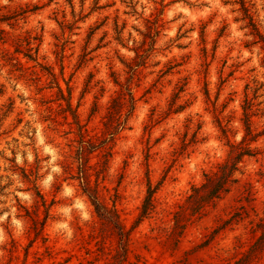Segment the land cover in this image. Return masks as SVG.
Listing matches in <instances>:
<instances>
[{"label": "rangeland", "instance_id": "1", "mask_svg": "<svg viewBox=\"0 0 264 264\" xmlns=\"http://www.w3.org/2000/svg\"><path fill=\"white\" fill-rule=\"evenodd\" d=\"M240 147L252 152L238 181L193 213V187L205 193V173ZM149 183L131 262L236 264L253 243L264 0H0V264H89L103 227L91 195L132 228ZM178 211L186 228L171 236ZM236 211L245 218L213 235Z\"/></svg>", "mask_w": 264, "mask_h": 264}, {"label": "trees", "instance_id": "2", "mask_svg": "<svg viewBox=\"0 0 264 264\" xmlns=\"http://www.w3.org/2000/svg\"><path fill=\"white\" fill-rule=\"evenodd\" d=\"M245 123L247 130L251 132V120L249 114L245 113ZM122 125V122H118V126ZM114 134V132H112ZM95 145H91L94 147ZM234 146V145H233ZM252 149L250 147H240L238 153L229 157L221 163L218 167L219 170L213 171L211 173H205L207 182L203 184V187L207 188L205 193L199 194L198 190L200 187L194 186V193L189 196L192 200V211L193 213L198 212L206 203L214 202L216 199H221L224 193H228L231 189L232 183L238 180L233 178L236 171L239 170V163L245 154H251ZM156 188H153L151 183H149V188L147 195L144 199L141 214L139 220H137L136 225L132 228H127L123 222L120 213L116 208H110L99 200L98 195L92 194V202L95 206V212L98 218L101 220L103 227L99 230H93L89 234L91 240H95L94 247H86L87 254L94 253L93 259L88 261L89 264H136L131 262L130 254L132 252L131 244L133 241V230L141 222L144 217L150 214L154 208L153 195ZM251 191L249 190V194ZM246 211H236L228 219H224L223 222L217 226L213 235L217 234L220 230L225 228L227 225L232 224L234 221L239 222L243 218V213ZM249 215H247L248 217ZM184 216L178 211L175 215V223L170 232L171 236L183 234L186 223H184ZM250 233L252 234L253 243L250 245L248 250L242 252L243 255L236 259V264H246V259L253 253L256 249V254L258 252H264V217L258 220H250ZM109 238V239H108ZM180 240L177 239L176 243ZM91 244V241H88ZM206 241L204 245L207 243ZM243 242L239 240V244L242 245ZM139 256V255H138ZM68 260L65 261H51L48 264H66ZM45 264V263H39ZM79 264H85L81 261ZM173 264H190L188 257L176 260Z\"/></svg>", "mask_w": 264, "mask_h": 264}]
</instances>
